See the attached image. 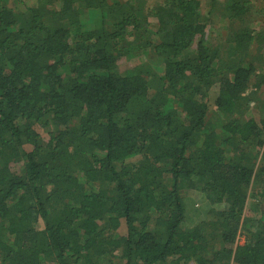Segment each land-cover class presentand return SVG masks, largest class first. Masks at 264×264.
<instances>
[{
	"label": "trees",
	"instance_id": "16d2710c",
	"mask_svg": "<svg viewBox=\"0 0 264 264\" xmlns=\"http://www.w3.org/2000/svg\"><path fill=\"white\" fill-rule=\"evenodd\" d=\"M253 7L0 0V264H264Z\"/></svg>",
	"mask_w": 264,
	"mask_h": 264
},
{
	"label": "rangeland",
	"instance_id": "374dc122",
	"mask_svg": "<svg viewBox=\"0 0 264 264\" xmlns=\"http://www.w3.org/2000/svg\"><path fill=\"white\" fill-rule=\"evenodd\" d=\"M25 1L27 3H29V4L30 3L33 4L36 0H25ZM202 3H203V6L206 7L207 0H202ZM252 6H254L253 7V12H255V15L258 16V19L259 20H264V0H252ZM217 13H219V12H217ZM221 19H222V17H220V16L217 17L216 16L214 18V24H217V23L218 24H220V23L223 24V21ZM213 30L217 31V34L218 33H222L224 31V29L221 28V27H219L217 29H213ZM214 37H215V35H214ZM142 60L143 61L147 60L149 62V60L147 58L146 59L142 58ZM152 60L156 61L154 58ZM154 61H153V63H154ZM150 62H151V60H150ZM128 65L129 66L132 65V63H126V62L124 63V61H123L121 69H124V68L128 67ZM188 196H189V198H191V200H193V207L195 209H199L200 212H202L204 209L206 210L209 207L208 206V202L206 201V199L204 198V196L200 192H198V191H190L188 193ZM249 203H250V201H248L247 205H249ZM194 212L195 211L193 209L188 211L189 218H191L192 220H196ZM201 214L202 213H200L199 218L200 217L203 218L204 214H202V215ZM194 223H197V222L190 223V220H189V223L187 225L191 226ZM120 230H121V232H120L121 234L126 232V229L124 227H122V226H121ZM242 240H243V238L240 237V242Z\"/></svg>",
	"mask_w": 264,
	"mask_h": 264
}]
</instances>
